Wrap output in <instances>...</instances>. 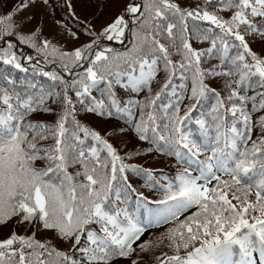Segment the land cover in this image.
Here are the masks:
<instances>
[{"label": "snow or ice", "instance_id": "6c2138e0", "mask_svg": "<svg viewBox=\"0 0 264 264\" xmlns=\"http://www.w3.org/2000/svg\"><path fill=\"white\" fill-rule=\"evenodd\" d=\"M0 264H264V0H0Z\"/></svg>", "mask_w": 264, "mask_h": 264}, {"label": "trees", "instance_id": "16d2710c", "mask_svg": "<svg viewBox=\"0 0 264 264\" xmlns=\"http://www.w3.org/2000/svg\"><path fill=\"white\" fill-rule=\"evenodd\" d=\"M93 10L95 11V8H93L92 6H87L84 10V12H82V15H90Z\"/></svg>", "mask_w": 264, "mask_h": 264}, {"label": "rangeland", "instance_id": "374dc122", "mask_svg": "<svg viewBox=\"0 0 264 264\" xmlns=\"http://www.w3.org/2000/svg\"><path fill=\"white\" fill-rule=\"evenodd\" d=\"M93 8H94V6H92ZM94 11V10H93ZM166 161L165 160H163V159H161V160H158V164H160V165H165L166 166Z\"/></svg>", "mask_w": 264, "mask_h": 264}]
</instances>
